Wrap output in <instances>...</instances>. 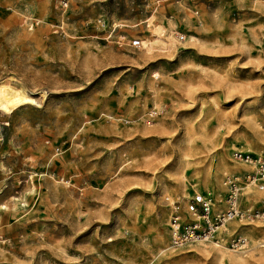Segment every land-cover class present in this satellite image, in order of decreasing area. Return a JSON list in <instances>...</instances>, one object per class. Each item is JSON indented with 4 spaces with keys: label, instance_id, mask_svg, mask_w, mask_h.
Returning <instances> with one entry per match:
<instances>
[{
    "label": "rangeland",
    "instance_id": "obj_1",
    "mask_svg": "<svg viewBox=\"0 0 264 264\" xmlns=\"http://www.w3.org/2000/svg\"><path fill=\"white\" fill-rule=\"evenodd\" d=\"M154 24L173 47H132ZM1 79L31 100L0 109V264H208L167 226L224 146L264 206L233 157L264 151V0H0Z\"/></svg>",
    "mask_w": 264,
    "mask_h": 264
},
{
    "label": "built area",
    "instance_id": "obj_2",
    "mask_svg": "<svg viewBox=\"0 0 264 264\" xmlns=\"http://www.w3.org/2000/svg\"><path fill=\"white\" fill-rule=\"evenodd\" d=\"M66 6V2L64 3ZM132 47H140L141 41H131ZM236 161L254 162L255 170L245 174V180L253 182L258 190L264 191V151L254 155L249 151H235ZM227 193L224 199L217 200L206 193H195L188 201L180 205L173 201L169 215V243L173 248H179L189 242L212 241L222 242L229 237L226 244L231 250L242 249L247 240L240 234L226 235L227 224L233 220L264 221V206L242 208V186L235 176L227 178Z\"/></svg>",
    "mask_w": 264,
    "mask_h": 264
},
{
    "label": "bare ground",
    "instance_id": "obj_3",
    "mask_svg": "<svg viewBox=\"0 0 264 264\" xmlns=\"http://www.w3.org/2000/svg\"><path fill=\"white\" fill-rule=\"evenodd\" d=\"M174 35L172 30L164 25L161 24H154L151 28L150 34L148 37L142 38L141 45L142 48L145 50L146 53H152L156 50H162L168 47H173ZM29 96L23 88L15 86L11 83L9 79H1L0 80V109L4 111H9L13 107L17 108L22 103H26L31 100ZM7 113V112H6ZM245 140V139H244ZM262 137L257 138L256 144H262ZM228 151V147L224 146L222 150L218 152L217 161L213 165V169L210 171L205 169V173L202 175L200 181V191L201 193L204 192L209 195L211 193L208 191V187L212 186L216 191L214 193L217 197L222 195L224 188L226 189V181H220L222 175L226 174L227 169L225 165L224 155ZM262 152V151H261ZM259 153H255V155H259ZM236 161V160H235ZM241 162V161H237ZM243 167L247 171H254L255 170V163L254 162H244ZM247 173V172H246ZM244 173V175L246 174ZM231 177V176H230ZM197 178V177H196ZM250 184L253 182L247 181ZM215 185H214V184ZM213 184V185H212ZM251 186V185H250ZM212 190V189H211ZM162 192V191H161ZM186 191H184L183 195L180 197L181 200L186 202L189 198L186 199ZM244 195H246V199H258L264 196V192H260L254 188L246 187ZM217 200V199H216ZM250 207V206H249ZM238 221V220H235ZM230 221L229 224L238 223ZM241 222H243L241 220ZM244 224V223H243ZM242 233L246 234V245L240 250H231L230 248L226 247L225 245L221 244V242H212V241H196V242H189L179 248L176 249H183L189 246H194L197 253L208 260V264H264V244H261L260 240L264 239V229L262 226L255 225V226H247L245 225H238L236 226ZM227 228V227H226ZM159 231V230H158ZM168 231V226H167ZM231 234V233H230ZM229 234V235H230ZM169 236V231H168ZM243 236V235H242ZM166 238V231L165 234L162 231L158 234L157 240L159 243H162ZM229 237H225L224 241H227ZM223 242V241H222ZM171 247V246H169ZM165 249V248H164ZM231 250V252L228 251ZM232 251L234 253H232ZM204 260V261H205Z\"/></svg>",
    "mask_w": 264,
    "mask_h": 264
}]
</instances>
